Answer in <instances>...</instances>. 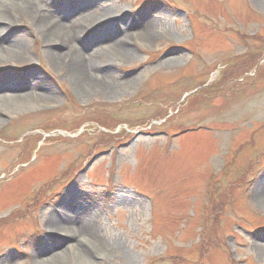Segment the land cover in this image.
I'll return each instance as SVG.
<instances>
[{"label":"rangeland","instance_id":"obj_1","mask_svg":"<svg viewBox=\"0 0 264 264\" xmlns=\"http://www.w3.org/2000/svg\"><path fill=\"white\" fill-rule=\"evenodd\" d=\"M102 1L90 16L112 20L56 49L87 54L107 30L128 36L131 58L97 63L110 87L79 88L26 17L11 28L26 58L0 53V264H264L253 248L264 244V0ZM136 16L152 37L117 31ZM241 63L220 92L185 96ZM22 72L46 100L1 97ZM69 194L105 248L47 262L42 246L71 242L47 228Z\"/></svg>","mask_w":264,"mask_h":264},{"label":"bare ground","instance_id":"obj_2","mask_svg":"<svg viewBox=\"0 0 264 264\" xmlns=\"http://www.w3.org/2000/svg\"><path fill=\"white\" fill-rule=\"evenodd\" d=\"M102 2V0H0V36L9 32L8 35L0 38V53L11 54L17 60L26 58V47L23 44L22 36L18 30H11L17 24V18L26 17L29 24L34 26L35 32L43 38L49 49L47 54L50 59L54 62L65 61L69 64V70L74 74L75 81H78L79 88H91L93 85L103 88L110 87L112 84L105 79L107 75L103 74L101 70L97 72V63L107 60L106 68L109 69L114 65L116 59L131 58L134 54L128 47V36L115 39L113 32L116 30H107L100 38L94 40L95 44H98L101 39L108 40V43L98 45L102 48L92 49V52L89 50L87 54L77 48H72L63 54L59 52V48L56 49V45H60L59 47L71 45L74 38L77 39L91 24L99 25L112 20L113 17L104 20L109 17L106 16L107 12L105 11L101 15L90 16L94 6ZM116 21L119 23H117V31H121L120 33L129 32L132 28L137 27L139 34L144 33L148 37H152V26L144 25L138 16L129 22L120 23L118 19ZM103 28L107 29L108 27L104 25ZM173 61L168 60L170 63ZM30 82L26 72L18 74L15 79L3 81L2 86H6L11 94L1 97L15 102L17 106L23 104L22 107H30L38 99L46 100L48 97L45 91L36 96L27 91ZM254 192L257 202L264 206V181L257 186ZM70 198L69 194L63 199L60 210H54L53 215L48 219L47 228L49 233L60 236L58 238L60 242L62 240H71V242L65 246L63 251L53 250L54 247L50 246H42L39 257L45 258L44 260L47 262L70 250L77 251L86 259L95 258L98 250L105 248L95 224L85 221L78 213L70 210L72 207ZM67 202L70 206L67 205ZM253 248L257 253L264 255V244L255 242ZM36 254L38 255V253Z\"/></svg>","mask_w":264,"mask_h":264},{"label":"trees","instance_id":"obj_3","mask_svg":"<svg viewBox=\"0 0 264 264\" xmlns=\"http://www.w3.org/2000/svg\"><path fill=\"white\" fill-rule=\"evenodd\" d=\"M247 63H250L249 60H248ZM245 64L246 63L237 64V66H235V67H233V68L230 69L229 73H226V74H223V76H220L216 81L213 82V84L207 85L205 87L200 88L197 91V93L200 92V93H203V94H212V93H218V92H220L222 90L221 87L223 86V84H220V83H222L224 80H229L228 78H232L233 76H238L243 71H245V69L243 67V66H245ZM236 72H237V74H236ZM230 75H233V76L230 77ZM248 77H250V76H248ZM218 84H220V85H218ZM170 104H166V108H164V110H163L164 115H167L168 114V112L170 110Z\"/></svg>","mask_w":264,"mask_h":264}]
</instances>
